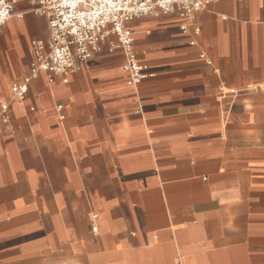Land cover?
<instances>
[{
	"label": "crops",
	"instance_id": "obj_1",
	"mask_svg": "<svg viewBox=\"0 0 264 264\" xmlns=\"http://www.w3.org/2000/svg\"><path fill=\"white\" fill-rule=\"evenodd\" d=\"M182 24H124L137 84L109 37L18 100L32 42L51 39L31 4L14 6L0 28V264H264V0H217Z\"/></svg>",
	"mask_w": 264,
	"mask_h": 264
},
{
	"label": "built area",
	"instance_id": "obj_2",
	"mask_svg": "<svg viewBox=\"0 0 264 264\" xmlns=\"http://www.w3.org/2000/svg\"><path fill=\"white\" fill-rule=\"evenodd\" d=\"M21 1L31 4L33 12L47 20L51 45L46 49L41 41L32 42L29 73L11 86L12 96L18 100L25 98L29 85L41 74L50 80L56 75L66 80L99 52L100 43L109 37L115 38L110 49L116 47L122 52L130 84L139 83L145 77V67L136 58L133 38L124 24L144 16L173 15L183 21L181 30L186 32L190 15L206 10L217 0H0V28ZM194 33L199 29L194 28ZM2 109L5 112L6 106Z\"/></svg>",
	"mask_w": 264,
	"mask_h": 264
}]
</instances>
